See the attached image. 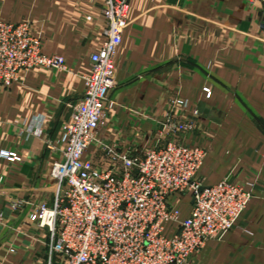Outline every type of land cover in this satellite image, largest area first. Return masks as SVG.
<instances>
[{"label":"crops","instance_id":"1","mask_svg":"<svg viewBox=\"0 0 264 264\" xmlns=\"http://www.w3.org/2000/svg\"><path fill=\"white\" fill-rule=\"evenodd\" d=\"M105 1L0 0V20L28 23L41 54L59 56L65 65L0 86V152L20 159L0 156V264H47L49 233L29 218L36 206L54 202L51 172L62 158V128L83 96L90 56L104 42ZM263 13L251 0H129L128 26L114 58V106L84 158L104 169L100 144L135 155L129 151L144 149L171 107L182 112L172 105L180 99L184 113L200 114L187 144L208 146L196 180L208 187L228 179L251 194L233 229L186 264H264V41L224 42L226 30L258 33ZM184 198L169 199L181 221L192 205ZM13 202L21 203L16 212ZM176 231L169 224L166 236Z\"/></svg>","mask_w":264,"mask_h":264},{"label":"built area","instance_id":"2","mask_svg":"<svg viewBox=\"0 0 264 264\" xmlns=\"http://www.w3.org/2000/svg\"><path fill=\"white\" fill-rule=\"evenodd\" d=\"M251 1L264 11V0ZM102 14L107 21L104 42L90 56L83 96L62 128V158L51 172L57 181L54 202L51 207L36 206L29 220L49 233V264H186L208 242L220 241L233 229L251 194L228 179L203 186L196 176L205 152L182 142L169 141L136 155L100 144L104 169L84 158L114 106V58L128 26L129 0H106ZM38 69L61 71L65 65L59 56L41 54L40 40L28 23L0 20V86L8 88L21 75ZM204 93L211 97L209 89ZM178 105L187 108L185 102ZM0 156L20 160L12 153ZM174 195H189L192 200L183 221L169 204ZM10 208L16 212L21 203L13 202ZM169 224L177 225L170 237Z\"/></svg>","mask_w":264,"mask_h":264},{"label":"rangeland","instance_id":"3","mask_svg":"<svg viewBox=\"0 0 264 264\" xmlns=\"http://www.w3.org/2000/svg\"><path fill=\"white\" fill-rule=\"evenodd\" d=\"M258 28V33L251 35L250 37L247 36H243L241 34H230L228 32L225 31V36H224V42L226 43L227 41H240V42H244V41H253L256 43H261L262 41H264V13H263V18L261 21H259V24L257 26ZM242 52V50H240ZM260 52L263 54L264 50H260ZM261 54V55H262ZM178 102H183V100L180 99H176L172 102L173 107L178 108V109H183V107L178 105ZM171 105V106H172ZM182 110V112H177L176 110H173L172 107L171 109H169V111H167L168 113L165 114L162 119L159 121L157 127L158 129L154 130L151 132V141H153L154 144L151 143V141L149 143H147V145L143 146V150L141 149H136V151L131 150L129 151L130 153H134L136 154H140V153H145L146 151L150 150L151 148H153L155 145H157L158 147H161L163 145H165L166 142L172 141V142H182L183 144H185L186 146L192 147V148H200L205 152V157L207 155V148L208 146H203V147H199V146H191L187 144V141H189V136H192L194 134L197 133V119L199 118L200 114L197 111H193L192 114H186L184 113ZM194 112H197V114H194ZM210 138L207 139V141ZM141 150V151H140ZM133 155V154H132ZM178 199H183L184 197V201L186 200L188 203V201L190 200V196L189 195H176ZM53 262V259H51ZM50 259L48 257L47 259V264H49Z\"/></svg>","mask_w":264,"mask_h":264}]
</instances>
